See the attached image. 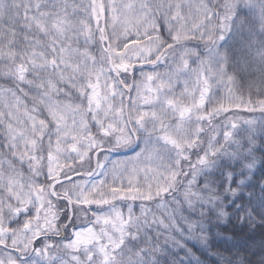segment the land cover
Here are the masks:
<instances>
[{"label": "snow or ice", "instance_id": "snow-or-ice-1", "mask_svg": "<svg viewBox=\"0 0 264 264\" xmlns=\"http://www.w3.org/2000/svg\"><path fill=\"white\" fill-rule=\"evenodd\" d=\"M257 229L264 264V0H0V264H253Z\"/></svg>", "mask_w": 264, "mask_h": 264}, {"label": "trees", "instance_id": "trees-1", "mask_svg": "<svg viewBox=\"0 0 264 264\" xmlns=\"http://www.w3.org/2000/svg\"><path fill=\"white\" fill-rule=\"evenodd\" d=\"M245 115H248V114H245ZM254 240L256 242V247H254V251L257 253L256 256L254 257H251L253 259V264H257L258 260L260 259V249L258 247L259 245V242H260V230L257 229L256 233L254 234ZM208 259H211V258H208Z\"/></svg>", "mask_w": 264, "mask_h": 264}]
</instances>
